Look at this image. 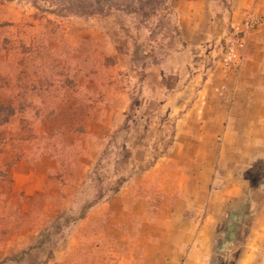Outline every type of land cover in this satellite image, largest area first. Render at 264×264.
Masks as SVG:
<instances>
[{"label":"rangeland","instance_id":"rangeland-1","mask_svg":"<svg viewBox=\"0 0 264 264\" xmlns=\"http://www.w3.org/2000/svg\"><path fill=\"white\" fill-rule=\"evenodd\" d=\"M69 2L0 0V73L25 96L31 129L0 154V264H96L91 243L72 237L78 222L167 149L166 130L140 128L152 106L140 83L181 42L174 0L151 12L93 15L68 10ZM209 52L205 70L218 62V46ZM19 119L7 127L11 135L21 133ZM153 134L159 139L149 145ZM261 175L264 164L247 175L250 189ZM219 232L209 264H234L247 227Z\"/></svg>","mask_w":264,"mask_h":264},{"label":"crops","instance_id":"crops-1","mask_svg":"<svg viewBox=\"0 0 264 264\" xmlns=\"http://www.w3.org/2000/svg\"><path fill=\"white\" fill-rule=\"evenodd\" d=\"M173 10L181 42L140 83L152 105L140 128L166 130L167 149L90 209L72 237L91 243L96 264H209L220 229L246 226L234 264H264V175L252 189L247 176L264 164V0H174ZM249 18L261 25L248 29ZM237 32L245 45L228 69L220 58ZM211 44L218 62L205 70Z\"/></svg>","mask_w":264,"mask_h":264},{"label":"trees","instance_id":"trees-1","mask_svg":"<svg viewBox=\"0 0 264 264\" xmlns=\"http://www.w3.org/2000/svg\"><path fill=\"white\" fill-rule=\"evenodd\" d=\"M161 2L162 0H70L68 10L82 8L86 12H89L90 15H93L101 14L111 8H115L127 14H137L140 12L143 13L144 11L151 12L154 10V6ZM26 109L27 103L25 96L20 93H13L12 91L10 73H0V154L14 140H17V143H23L26 139L25 134L31 136V129L23 116ZM132 114L133 110L130 107L128 119ZM18 116H20L21 133L14 136L9 133L10 131L7 127ZM121 186L122 184L116 187L113 195L118 192Z\"/></svg>","mask_w":264,"mask_h":264},{"label":"built area","instance_id":"built-area-1","mask_svg":"<svg viewBox=\"0 0 264 264\" xmlns=\"http://www.w3.org/2000/svg\"><path fill=\"white\" fill-rule=\"evenodd\" d=\"M261 25L259 19L249 18L246 23L248 29H255ZM245 40L241 33L237 32L230 36L224 45L220 62L228 69H237L241 61L240 51L244 49Z\"/></svg>","mask_w":264,"mask_h":264}]
</instances>
